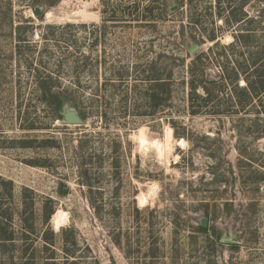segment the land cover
<instances>
[{"label":"rangeland","instance_id":"1","mask_svg":"<svg viewBox=\"0 0 264 264\" xmlns=\"http://www.w3.org/2000/svg\"><path fill=\"white\" fill-rule=\"evenodd\" d=\"M167 1L0 0V264H264V0Z\"/></svg>","mask_w":264,"mask_h":264},{"label":"trees","instance_id":"2","mask_svg":"<svg viewBox=\"0 0 264 264\" xmlns=\"http://www.w3.org/2000/svg\"><path fill=\"white\" fill-rule=\"evenodd\" d=\"M177 3L180 5V3L178 1H177ZM163 4H164V2H163ZM174 4L175 3H173L172 5H174ZM165 5L168 6L169 1L165 0ZM133 9L137 10L138 6L133 7ZM146 12L152 13V8L147 7ZM215 40H216V38L211 39V41H215ZM195 49L196 48L192 49V51H194ZM193 58H194V60H193V65H192V73H193V77H194V75L198 76V72H197V70H199L198 64H199V61L202 60V58H201L200 54H197ZM175 61H176V59L174 60L172 58V65H173V63H177ZM221 79H222V77H221ZM256 79H258V80H256L255 82H252V83L246 82L248 84L245 86L246 88H242V90L238 89V92H242L245 95V97H248V95L250 94L251 96H253L252 98H255V96L258 97V96L263 95L264 94V76L263 77L260 76ZM153 80L155 81V88H157V93L155 92L152 95V99H151L152 100V107L154 109H156L157 111H162V109L165 107L166 99L163 98L161 91H163L164 86H167V83L162 81L160 74H158V76L155 75ZM52 81H54V80L50 76H45L44 78H41L40 87L43 90L42 99L45 102V104L49 108H51V111L55 114V116L58 117V119H62L61 113L63 112V109L65 106L69 105V106H73V107L78 108V105L75 102V100L73 98H71L70 95H67L63 92H53ZM196 82H197L196 80H194V79L192 80V84L193 83L195 84ZM208 82L211 84V86H216L219 81L209 79ZM212 88H213V91H212V89H207L209 99H207L206 102L212 101L213 99L217 98L216 90L214 89V87H212ZM196 90H197V88L194 87L193 88L194 96H196L197 98H201V97L195 95ZM239 96L240 95H238V99H240ZM241 96H243V95H241ZM229 103H231V100L229 101ZM237 104H238V102H237ZM239 105H241L243 107V103L241 102V100H239ZM198 107L200 108V106H198ZM194 113H196V112H194ZM81 116L83 117L84 120H86V116L84 113H81ZM3 231H4V228H0V234H2ZM199 231H201L204 234L209 233V229L202 228L201 226L199 228ZM12 237L13 236H11V238L7 239L3 235L0 238V248L4 247V245H6L7 242L14 244V239ZM217 242L220 244V237H218ZM232 247L237 248V246H232Z\"/></svg>","mask_w":264,"mask_h":264},{"label":"water","instance_id":"3","mask_svg":"<svg viewBox=\"0 0 264 264\" xmlns=\"http://www.w3.org/2000/svg\"><path fill=\"white\" fill-rule=\"evenodd\" d=\"M176 9H177V6L173 7V11H175ZM41 12H42L41 8L35 9V15L36 16H39L41 14ZM200 51H201L200 48H196L192 52V55L196 56L197 54H199ZM61 115H62L61 123L63 125H66V126L82 125L84 123V119L76 107L69 106V105L65 106ZM200 226L202 228L206 229L207 228V219H205V218L201 219ZM221 242L225 243V244H230V245H234L235 243H237V242L232 241V240H223V239L221 240Z\"/></svg>","mask_w":264,"mask_h":264},{"label":"bare ground","instance_id":"4","mask_svg":"<svg viewBox=\"0 0 264 264\" xmlns=\"http://www.w3.org/2000/svg\"><path fill=\"white\" fill-rule=\"evenodd\" d=\"M151 151V150H150Z\"/></svg>","mask_w":264,"mask_h":264}]
</instances>
